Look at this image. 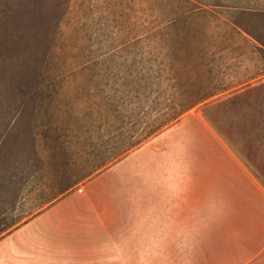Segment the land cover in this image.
Here are the masks:
<instances>
[{
    "label": "rangeland",
    "instance_id": "rangeland-1",
    "mask_svg": "<svg viewBox=\"0 0 264 264\" xmlns=\"http://www.w3.org/2000/svg\"><path fill=\"white\" fill-rule=\"evenodd\" d=\"M259 1L0 0V228L25 215L0 239L50 210L35 226L58 243L42 253L54 247L65 262L223 264L211 192L197 194L192 117L205 113L264 183V11L251 8ZM191 13L188 26L166 25ZM182 93L211 95L119 154L133 123L129 140ZM98 149L115 156L23 213L90 168ZM99 243L116 259L85 261Z\"/></svg>",
    "mask_w": 264,
    "mask_h": 264
},
{
    "label": "crops",
    "instance_id": "crops-1",
    "mask_svg": "<svg viewBox=\"0 0 264 264\" xmlns=\"http://www.w3.org/2000/svg\"><path fill=\"white\" fill-rule=\"evenodd\" d=\"M250 7L251 3L248 7L243 6L245 9ZM251 8L264 11V0ZM192 119L198 135L196 145L202 150L195 159L197 194L202 187L211 192L209 195H212V199L206 202V207L212 209L214 217L217 218L214 219L217 223L214 224L213 232L216 244L214 258L221 259L223 264H264V183L242 156L237 155L230 145L219 138L216 128L205 113L200 111ZM182 131L184 133L185 127ZM205 190H201L200 194L204 195ZM71 201L69 197L60 201L51 208V216L56 218L57 214L58 217L60 210ZM49 211L37 215L13 233L0 239V258L6 262L19 260L20 264L80 262L82 258L73 255L71 262L61 260L60 252L55 253L54 247L50 246L48 247L51 248V253L47 252V255L44 251L42 253L45 242L51 245L56 242L54 234L41 233L40 230L37 232L35 226ZM54 218L51 219V226H55ZM103 241L109 242V238L105 237L104 240L102 238ZM61 242L66 243V240ZM99 244L102 249L90 251L85 255V261L93 263L97 260L116 259L118 252L109 251V246ZM34 245L38 248L33 249Z\"/></svg>",
    "mask_w": 264,
    "mask_h": 264
},
{
    "label": "trees",
    "instance_id": "trees-1",
    "mask_svg": "<svg viewBox=\"0 0 264 264\" xmlns=\"http://www.w3.org/2000/svg\"><path fill=\"white\" fill-rule=\"evenodd\" d=\"M193 16H194V14L191 13L190 15H187V17H184V18H181V17L177 18L176 17V18H173V19H170V20L166 21V25L168 27L177 26L178 24H183L184 26H188L189 23H191L190 19L192 20ZM179 39L180 40H178V43L179 44H183V39L181 37ZM171 62H172V60H171ZM167 63L169 65L168 61L167 62L164 61V66ZM171 65H174L173 62L171 63ZM177 65H178V62H177ZM172 81L173 82H169L170 87L175 88V89L180 90V91H184L185 90V89H182V87H181L182 84L184 83L183 80H181L180 78H172ZM138 87L139 88L143 87L142 88L143 90L146 89L148 87L147 81L142 80V82H140L138 84ZM209 95H211V94H205V95H194V94L193 95L192 94L191 95H185L183 93L179 94L178 96L174 97V98L178 99V101H177L178 103H175V104L169 106L168 110L166 109L167 111L165 110V112L162 113V116L164 118L160 122L155 123V121H157L156 119H158L157 117H153V118L144 117V120L142 121V123L144 124V127H142L143 129H141V133L138 134V136L135 138V140H132V139L129 140L130 137H132L133 135H135V133L138 132V128H140V126H138V124L136 122L133 123V126H130V128L127 129L126 134L129 133L128 141H127V143L125 145L122 146L119 154H122L123 152H125V150L137 145L144 138L150 136L155 131L160 129L163 125H165V124L169 123L170 121L176 119L179 115H181L182 113H184L188 109L192 108L193 106H195L199 102H201L204 99L208 98ZM178 105H180V106H178ZM160 117H161V115H160ZM125 135L123 133V137L122 138H124ZM96 154L98 155V157H97L98 160L96 162H94L90 168H88L85 171H82L79 175L75 176L74 178H71L68 182H66L58 190L57 193L49 195L45 202L43 200V202L41 201L38 204L39 206L37 205L35 208L24 210L23 213L29 215L30 213H32L33 211L37 210L42 205H44L45 203L49 202L50 200H52L53 198H55L59 194L64 193L65 191H67L72 186H75L80 181H83L85 178L90 176L95 170H97L98 168H101L104 164H106L107 162L111 161L113 159V157L115 156L111 152L109 154H106L105 151H101L100 149H98ZM101 156H102V158L100 159ZM40 204H42V205H40ZM24 216H25L24 214H19L18 218H12L9 222L5 223L4 225H1L2 227L0 228V233L2 231H4L6 228H8V227L12 226L13 224L17 223L18 220L24 218Z\"/></svg>",
    "mask_w": 264,
    "mask_h": 264
}]
</instances>
